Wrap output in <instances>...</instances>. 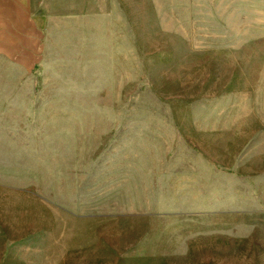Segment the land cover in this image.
<instances>
[{
    "label": "rangeland",
    "instance_id": "374dc122",
    "mask_svg": "<svg viewBox=\"0 0 264 264\" xmlns=\"http://www.w3.org/2000/svg\"><path fill=\"white\" fill-rule=\"evenodd\" d=\"M0 62V264H264V0H32Z\"/></svg>",
    "mask_w": 264,
    "mask_h": 264
},
{
    "label": "crops",
    "instance_id": "0c3cea01",
    "mask_svg": "<svg viewBox=\"0 0 264 264\" xmlns=\"http://www.w3.org/2000/svg\"><path fill=\"white\" fill-rule=\"evenodd\" d=\"M32 0H0V62L29 72L39 58Z\"/></svg>",
    "mask_w": 264,
    "mask_h": 264
}]
</instances>
